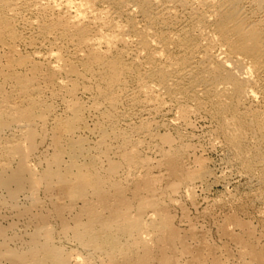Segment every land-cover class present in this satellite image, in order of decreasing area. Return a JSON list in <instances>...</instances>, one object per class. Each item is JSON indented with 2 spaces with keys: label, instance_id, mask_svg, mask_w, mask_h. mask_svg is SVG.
I'll use <instances>...</instances> for the list:
<instances>
[{
  "label": "rangeland",
  "instance_id": "rangeland-1",
  "mask_svg": "<svg viewBox=\"0 0 264 264\" xmlns=\"http://www.w3.org/2000/svg\"><path fill=\"white\" fill-rule=\"evenodd\" d=\"M23 6H22V8H24L25 10L22 8L19 9V14H18L19 17L17 16L16 20L14 19V21H15L14 27L15 26L17 27V28L15 27V30L18 29L19 34H21V35L26 34L25 36H28V34H30L29 36H31V38H33V40H34L36 38L35 33H34V31H35L34 28H36L38 26V21H40L42 23L44 21L47 22L46 20H49V19L51 20L53 17L57 16V13L52 12L51 10L50 11L52 13H49L50 12L49 10H45V12L44 11L41 12L42 14H44L41 16L40 11H36V10H38L36 8L37 6H32V8H31V6H30V8L28 6H26V7H23ZM26 8H29V9H26ZM30 9H32V11H30ZM24 11H27V12H24ZM23 13H24V15H23ZM36 13L38 15H40L41 17L40 16L38 17V15ZM47 13H49V14H47ZM46 14H47V16H46ZM53 14H54V16H53ZM25 16H27V17H25ZM21 18H23V19H21ZM19 19H20V21H18ZM29 19H31V20L29 21ZM32 19L34 21H32ZM42 19H43V21H42ZM22 20L26 24H24V22ZM28 22L30 25H31L30 22H33V23L31 26H29V24L27 25ZM35 24L37 25L36 27H35ZM29 28H30V30H29ZM32 34H34V36ZM45 39L44 38H36L35 39L36 41L34 40L33 45L28 43V42L27 43L18 42L15 44L16 46L18 45L15 48V50H17L19 52H16L14 50L15 45L13 46V48H11L12 45H9L6 43H5L6 44L5 45L4 43H2V41H0V45H1L0 47L3 46V49L0 48V54H1L0 56H2V57H0L1 66L4 65V68L5 67L7 68L8 66L13 64L12 66L13 67L16 66L15 70H17V72L19 74L22 75V71H23L24 74L22 76H29L28 70H27V68H25L26 66L23 65L20 61H18V59L20 57L22 58L24 56L26 58V57H29L31 55L32 58H34L35 57L33 55L34 51H38V50H39L38 52H39L40 56H42V57L44 55L47 56L48 52L50 51V49H49L51 47L50 44H52L53 46L55 45L56 47L54 46V48H56V49L59 46L58 48H61L63 50V52L65 50V54H67V55H70V53L72 52V48H70L68 45H67L68 47L65 46V44H68V43H65L64 41H62L60 39H58L59 42L57 41V39H54V37L53 38L47 37L46 41H45ZM52 39L54 42L52 41ZM38 40L39 41L41 40V41L39 42ZM49 42H50V44H49ZM63 42H64V44H63ZM42 43L45 45H43ZM59 43L60 44L62 43V44L60 45ZM53 46H52V48H53ZM60 46H62V47H60ZM42 50H43V54L41 53ZM45 50H47V51H45ZM66 50H68V51L66 52ZM32 51H33V54H32ZM44 53H47V54H44ZM3 55H6L5 56L6 59ZM31 56H30V59H32ZM13 57L15 59L18 58V59H16L18 62L15 59H13ZM11 58H12L13 62H12ZM126 58H128V59H126ZM126 58L125 59L127 61H129V57L127 56ZM7 59H10V60L7 61ZM38 59L41 60V61L38 60L39 62H41V64L44 62L46 65L51 63L50 61L53 60V59L50 60V59H44V58H38ZM14 60H15V62H14ZM46 60H47V62H46ZM79 60L78 59L76 60L74 58L73 61L75 64L78 63L77 68L78 69L80 68L79 71H81V69L83 67L82 66L83 61L80 60V61H82V63L76 62ZM126 60H123V61H126ZM6 63H9L10 65H6ZM17 63H18V65H17ZM20 64H22L23 66ZM45 64H43V65L45 66ZM144 66L136 68V71L138 70L139 72L138 71L136 72L135 69H132L133 72L131 70L129 72V74H128V72L125 73L126 75L124 74V77H126V78H128V76L131 77V75H130L131 73L133 75L131 78L130 77L128 78L129 80L126 78H123V80L126 79L125 82L127 84V87L129 86L130 89L127 87L124 88V89L127 88L125 91L128 93L126 94V92L124 90L120 89V87L119 88L116 87V86H118V84H117L115 86V89L118 88L116 90L118 95H117V101L115 100L114 102L109 101L111 99L104 98L100 94V89L103 87V84L105 82H104V80H102L101 75H99L100 71L98 69H95L96 71H94V70L91 71L90 72L91 74L88 73V74H85L83 76L81 75L82 77L80 75H71V77L74 79L73 80L69 77L70 75L68 76L65 73H57L55 75L57 76L58 79L53 78L56 76L55 75L52 76L53 74H51L49 71H47L46 68H44L43 71L35 77L34 82L36 81V85L34 86V88L32 90L36 91V92H32L30 90L31 94H30V92L27 94L23 93V91L21 92V89L18 88V84L16 83L15 80H13V82H12V80L10 81V79L9 80H3V78H1L0 81L3 82L2 86H5L4 89L1 86L2 90L0 88V96H1L0 97V106L2 105L0 107L1 110L2 109L5 110L4 109V106H5V108H7L6 109V111H7L9 109V107L14 106V105H16V107H18V108H20L22 106L21 107L22 110H28V109H31L32 102H33V104L35 103V107L37 106L35 108V110L38 109L39 110V111L37 110L38 113L45 111V110L46 111L48 110L47 111L48 113L45 114L46 119L45 120H42V119L37 120L33 125V128H35L34 129L35 134L37 136V138L35 136V138H36L35 147L36 148L30 154V156L27 157V160H28V163L31 164V166L35 170L37 168L36 172L39 171V173L42 174L49 167L55 166V164L53 163V159H54L55 154H57V152L58 153L62 152V157H61V161H60V164L62 166L59 165V167L63 168L64 170L68 169L66 167V165L68 167H70L73 164L72 159H71L72 142H74L76 139H78V141L82 140L84 147H85V150H89L92 153L89 151H86V153H88L87 156H89V154H90V156H89L90 158H88L85 154V155H83L84 157L80 156V159L79 158L76 159L77 160V163L75 164L76 169L74 166H73L74 168L72 167L71 175H74L75 172H78L77 168H79V167H84V166L88 167V165L91 166L90 164L91 163L93 164L95 162V160H94V158H95L97 163H96V165H94L95 164L94 163L92 165L93 167L92 166L91 167L92 168L96 167L95 169L98 171V173L100 171V174L101 173L103 174L102 176L106 179V181L108 180L107 181L108 189L110 188V186H111V188L109 190L106 188L107 192L109 194V203H107V205L109 204L108 205L109 207H108L104 202H102L100 196H98L95 192H93V191L89 192V194L86 198H78L77 196H74V194H73V188L71 189L72 185H69L71 187H69L67 185H63V184L59 183V181L56 179L54 180L53 185L50 188L48 187L47 182H43L42 184L40 183L41 185L38 184V186H32V185L28 184V185H26V188H24V190H21L19 192L20 194L19 193L17 194L18 196L16 195L17 197H15V196L13 197L12 194H10V191L8 189L0 186V229L3 228L2 230L3 231L5 230L3 232V234L0 233V250H1L0 251V254H1L0 255V264H21V263L22 264L23 263L24 264H46V263L47 264H55L54 256H53L52 252L49 251L48 249H39L35 252L34 255H29V256L25 257V259L22 262H21V260L20 261H18V260L13 261L9 257L2 255L3 253L7 254L8 250H13V251L15 250V251L19 252L20 254L24 253V255L29 254L31 252V250L36 249L37 245L39 246V245L44 244L43 241L46 240V238H44V237H46L44 232L50 233V236L53 239V240H51V238H50V240L52 243L54 242V244H55V245L53 244L54 246L58 247L60 250L65 251V253H67L69 256L71 255L69 258L70 262H68V264H82V263L83 264H100V263L103 264V260H106L108 258V254H109L108 251H110V250H106L105 248L101 249L98 245H97L98 246L97 247L95 242H93V243L92 242L89 243V241L84 242L76 234L83 233L85 231V229L90 227V226H88V225H90V223L94 224L95 228L98 225L97 229H95L96 233L103 234L102 230L100 229V226H99L100 222L97 221L98 219H93V218H96V216L99 215L100 211L102 213V215L100 213L101 216H108V215H110V212H112V210H114L113 206H115V208H118L119 206H121V200L122 199H120L119 196H116V192L114 191V189H112L114 187L113 184H115V183L117 184V182L119 185L123 186L125 196H126L125 200L128 199L132 203L134 202L132 204V208H134V207H136V208H134V209L131 208V210H130L131 215L136 214L138 210H135V209H138L137 207H139V203H140L141 199L144 198L145 196L147 198V195L144 194L145 193V191H144L145 189H143L144 185H141L140 188L136 185L137 180L141 181L143 179H144L143 181H148V180L152 181V185H153L152 191L154 192L157 204H159L161 206L162 210H160V211H162L163 213H165L169 217L170 222L168 224V227H169L171 233H173L174 235L172 234L173 244H172V248L168 251V253L170 256H172V258H174L175 264H264V178L261 176V175H263L261 173L264 170L263 169L264 168V162H263L264 160H261L263 163L261 161H260L261 163L260 162L254 163L253 167L250 168L248 166L247 162H245L244 159L240 158L236 149L227 140L226 135H225V130L221 127V124H219L220 123L219 120L217 118L213 117L212 113L214 112L213 110L215 109L214 108L215 106L212 104V102H211L210 98H208V96H207V99H205L206 97H203V96H206L205 94L202 93L199 96V92H198L197 97L192 96V99H191V97H185V98L181 97V99H182L181 100L180 98H178L177 94H175V93L172 94L173 96H171V94L165 93L163 95L164 98L162 100L164 104H162L158 101L156 102V100H154V99H147L144 96H141V94L138 93L137 85L139 87L140 84H138V83H141L139 81L143 80L142 78H144L146 76V73L150 68L149 64L144 65ZM146 66H148V67L146 68ZM142 68H145L148 70H144ZM19 69H20V71H19ZM140 69H141V72H140ZM25 70H26V72H25ZM45 73H47V76ZM137 73H139L140 76ZM141 73H142V75H141ZM64 74H65V76H64ZM143 74H144V77H143ZM41 75H43V76H41ZM49 75H50V78H49ZM88 75L90 78L87 77ZM95 76H99L102 81L100 79H98L99 77H95ZM75 77L77 78L76 82H75ZM45 78H48V79H45ZM95 78L97 80H95ZM61 79L64 80L63 82H65L67 84L63 83L61 81ZM92 79H94V80H92ZM130 79L132 80V83H134L133 85H132ZM134 79H135V81H134ZM52 80H56V81L59 80L58 81L59 84L56 81L54 82ZM69 80L70 81L73 80L74 82H70ZM80 80L82 83L80 82ZM86 80H87V82H85ZM5 81H7V82H5ZM93 81H95V82L97 81L96 82L97 84L96 83L94 84ZM127 81L128 82L130 81L131 84L130 83L128 84ZM8 82H10V83H8ZM38 82L39 83L41 82V84H39ZM77 82H78V85H77ZM88 82L90 84L87 85ZM5 83L7 85H5ZM79 83H80L81 87H80ZM63 84H65V85H63ZM92 84H94L93 85L94 88H93V86H91ZM16 85H17V87H15ZM38 85H40V86H38ZM41 86H42V88H40ZM64 86H65V88H64ZM87 86H90V87H87ZM60 87H62L63 89ZM37 88L40 90H38ZM76 88H78V89H76ZM36 89L39 92H37ZM97 89L99 90V92ZM131 89H132V91H131ZM71 90H74V92L76 94H74V92H69ZM91 91L93 94L90 93ZM129 92L131 94H129ZM176 92L178 93V90H176ZM36 93L38 95H36ZM71 93H72V95H71ZM95 93L98 94L96 97L94 96ZM65 94L67 96L66 99L64 98ZM137 94H138V96H137ZM139 94H140V97H139ZM24 95H26V96H24ZM27 95H29V96H27ZM31 95L34 99L31 97ZM73 95H75V96H73ZM125 95H127V97ZM135 95H136L137 100L133 99L135 97ZM71 96H73V97H71ZM98 96L99 97L102 96V98H98ZM130 96L133 97V98H131V100H130ZM2 97H3V99H2ZM27 97H29V98H27ZM94 97L96 99L95 101H94ZM198 97L202 98L204 101ZM5 98L7 101L5 100ZM31 98H32V100H31ZM40 98H41V100H40ZM70 98H71V100H70ZM118 98H119V100H118ZM120 98L122 99V102H120V100H121ZM141 98L143 99V101L141 100ZM177 98H178V100H181V101H178ZM124 99H126V100H124ZM127 99L129 100V102L127 101ZM173 99H174V101H173ZM197 99H198V102L196 101ZM2 100L5 103L2 102ZM35 100H36V102H35ZM133 100H134V106H133ZM144 100H146V101H144ZM186 100L189 104L186 103ZM259 100H260V98H258L256 101L253 102L255 108L253 106H252V108L257 109V110L259 109V111L261 113H264V109H263L264 108V100L263 99L260 101ZM39 101H40V103L42 102L44 104L41 103V105H42L41 106ZM101 101H103V102L105 101L104 102L105 104ZM148 101H150V102H148ZM9 102H11V103H9ZM68 102L70 103V105L68 104ZM117 102H119V103H117ZM130 102L132 104L131 106H130ZM182 102H183V105H182ZM199 102H200V104L202 103L204 105L201 104V106H200ZM256 102H257V104H256ZM3 103L6 104L8 107L6 105H4ZM36 103H38V104H36ZM108 103H110L109 104L110 107H109ZM156 103H159V104H156ZM66 104H68L69 106L68 105L65 106ZM74 104L81 106V119H83L84 121H81L82 125L81 124L79 125L82 128L79 129L78 128L79 126H78L77 127L78 129L76 128L75 132H72L71 134H67L66 132H64L63 129H61L59 127H62L60 125V124H62V122L65 123L68 119L70 120V117L73 114V112L70 111L71 108H69V107L73 106ZM80 104H83V105H80ZM161 104L166 109L164 107H162ZM179 104H181V106ZM198 104H199V106H198ZM210 104L213 105L214 107L211 106ZM255 104H256V106L257 105L258 106L256 107ZM91 105H93L92 108H89ZM152 105H153V107H152ZM176 105H179L178 109H177ZM245 105H247V104H245ZM245 105H243L241 108V110H243L242 112H244L246 109V108L243 109V107H245ZM251 105H253V104L248 103L249 107ZM38 106L40 107V109H42L41 111H40ZM82 106L87 108L88 110L85 108L83 109ZM96 106L100 110L97 109ZM105 106H107L106 110H105ZM189 106H191V107H189ZM210 106H211V108H210ZM42 107H44L45 110H43L44 108H42ZM46 107H48V109ZM122 107H124V108H122ZM129 107L131 110L128 109ZM182 107L188 108V113L185 116L182 115V112H181ZM200 107L202 109H200ZM49 108L51 110H49ZM68 108L70 110H68ZM95 108L99 111L95 110ZM107 108H108V110L109 109L110 110L108 111ZM114 108L116 110H113ZM118 108H120V110ZM158 108H160V109H158ZM192 108L194 109L193 111H192ZM261 108H262L263 112L260 110ZM92 109H94L95 111ZM144 109L145 110L147 109V110L144 112L143 111ZM210 109H211V111H210ZM1 110H0V112H3V110L2 111ZM66 110H68L69 112ZM85 110H87V111H85ZM118 110H119L121 115L119 114V112H117ZM148 110H149V112H148ZM159 110H161V111H159ZM83 111H85V113ZM114 111H116V112H114ZM123 111L129 112V114H127L128 117H126V113L124 114ZM49 112H50L51 117L49 115H47V114H49ZM151 112H153V113H151ZM53 113H55L57 120L55 119V116L53 115ZM67 113H68V116H67ZM70 113H72V114H70ZM117 114H119V115H117ZM101 115L104 116L105 119ZM57 116H59L60 119ZM113 116H114V118H113ZM115 116H117V117L115 118ZM120 116H122V117H120ZM49 117L52 120L47 119ZM61 118H63V120ZM64 119H65V122H64ZM102 119H104L105 121ZM112 119H114L115 122ZM229 119H231V117H229ZM53 120L55 122L57 121V123H55ZM60 120H62L61 123H60ZM106 120H107V122H106ZM110 120H112V121H110ZM118 120H119V122H118ZM147 121H148V123H147ZM40 122L41 123L44 122L42 124L43 126L41 125ZM99 122H100V124H99ZM108 122L110 125L108 124ZM113 122L117 123L116 127H115V124H113ZM143 122H144V124H143ZM14 123H12L11 125H6L7 128L4 126V129L2 128V130L0 127V170H2V169H3L2 171L7 170V172H11L12 170L16 169L20 160H21V155L19 154V152H17V150L15 151L14 149L13 150L11 149V148H13L12 146H14L15 140H16L15 145H17L18 143H20L23 140V138H21L23 130L21 129V127L18 126L17 122H14ZM132 125H133V127H132ZM146 128H147V131H146ZM20 129L22 132L20 131ZM104 129L108 132H106ZM101 130H103V131H101ZM115 130H116V132H115ZM103 132L106 133L107 135L105 136V134ZM112 135H114V136H112ZM250 135H252V136H250ZM68 136L70 137L71 140L68 139L69 138ZM253 136L254 135L251 133L247 135L248 145H246V147H244V151H243L244 153H246V155L248 154L247 156L250 157L251 160H252V156H254V154L257 151V148L255 147L256 148V150H255V148L252 146V143L250 144V141L253 140ZM122 137H125V138H122ZM66 138L70 141H68ZM74 138H75V140H74ZM101 138H102V140H101ZM17 141H19V142L17 143ZM75 142H77V141H75ZM124 142H125V144H124ZM135 143H136V145H135ZM106 146L109 148H107ZM132 146H135L136 148L132 147ZM124 148H126L125 149L126 151H130L132 148H133V150L135 149L134 150L136 152V155H135L136 158L134 160L135 162L134 161L128 162L127 160L123 159L124 158L123 154L125 151ZM260 148H261V150L262 149L264 150V145L261 146ZM119 149H121V150H119ZM100 150H103V152ZM263 150H262V153H264ZM118 151H119V153H118ZM122 151H123V153H122ZM109 152H111V153H109ZM106 154H107V156H106ZM119 154H121L122 157ZM93 155H95L97 157H95ZM102 156H103V158H102ZM92 157H93L94 162L91 159ZM109 157L111 158V160H109L110 159ZM138 157H139V159H138ZM165 157H167V158H165ZM171 157H175L176 161L178 162L176 171L173 170V168L169 162V158H171ZM99 160H101V161H99ZM114 160H116V161L113 162ZM136 161H138V162H136ZM81 162H83V163H81ZM51 163H53V164H51ZM84 163H85V165H83ZM112 163H119V165L121 164V166L118 167V169L114 172V174L110 172V166L108 167V165H110ZM81 164H82V166H81ZM127 164H128V166H127ZM64 166L66 168H64ZM97 166H98V168H97ZM99 166L102 167L101 170L103 172H101V170L99 169L100 168ZM132 172L134 175L132 174ZM39 173H38V175H40ZM153 180H154V182H153ZM44 183H47V184H44ZM57 183H59L60 185ZM65 186H66V188H65ZM33 187H35V188H33ZM47 188L52 189V190H49ZM144 188H145V186H144ZM142 189H143V195L139 197L138 191L140 192V190H142ZM131 192H132V194H131ZM68 193L71 196H69ZM10 196H12V197H10ZM69 198L72 199L73 201L72 200L70 201ZM138 198H139V200H138ZM99 201H100V203H99ZM117 201H119V202H117ZM68 202H70V203H68ZM114 202L115 203L117 202V203L114 204ZM71 205L73 207H71ZM55 206H56V208H55ZM103 207L105 210H103ZM71 208H73V209H71ZM57 209H59V210H57ZM101 209L104 212H102ZM151 209L152 208H150V209L148 208L147 209L148 213L147 212L144 213V215H146V216H144L145 221H148L151 216H154L156 214L155 210L154 209L151 210ZM55 210L57 212H55ZM107 210H109V211L107 212ZM51 211H54V214ZM32 212H33V214H32ZM41 212L44 214L42 215ZM96 212L98 213V215H95V214H97ZM36 213H37V217H36ZM151 213H152V215H151ZM32 215H33V217H32ZM56 215H60L61 217L62 216L63 217L61 219V217H59V216L57 217ZM35 217L37 220L35 219ZM41 217H42V219H41ZM43 217H45V218H43ZM75 219H76V221H75ZM33 220H35V221H33ZM41 220H43V221H41ZM79 222H81V223H79ZM93 222H96L97 224L93 223ZM46 224L48 226L45 228ZM37 225H38L39 229H38ZM40 229H41V231H40ZM149 231L150 232L147 231V233L142 234V236L137 235V237H136L134 235L128 239L124 235L121 236V234L120 235L117 234L115 237L117 239L120 238L118 242H119V245L121 244L123 246V248H126L128 245L131 246L130 244L133 243L135 238H136L135 241L138 240L140 242V241H143L145 237H146L145 239H148V237H149L152 239V244H155V243L157 244L156 239L157 240L159 239V241H160L159 235L156 232H154L153 230H149ZM34 236H35V238H34ZM143 236H144V238H143ZM123 237L127 240V243H125L126 246L124 245L125 239H123ZM34 240L37 242H34ZM120 240H121V242H120ZM129 242H131V243H129ZM83 244H85V245L88 244V245L85 246ZM33 245H34V247H33ZM121 245H120V247H122ZM40 247H42V246H40ZM139 249L140 248H138L136 246L132 248V250H135L133 255L134 256L136 255V257H135L136 259L138 257L137 255H138ZM42 250H43L44 254L42 253ZM95 250L97 252H95ZM104 250H106V252ZM99 251L100 252L102 251L103 253L102 252L100 253ZM104 252L106 253L105 256H104ZM107 252H108V254H107ZM160 252H161L160 249H158V248L155 249V251H154L155 254L153 253V256H152V257H154V258H152L153 264H159V258H157V257H158V254L159 255L161 254ZM97 253H98V255H97ZM134 256H133V258H134ZM155 256H156V258H155ZM71 257H73V258H71ZM73 259H75V260L73 261ZM118 263L123 264L125 262L122 258H118L117 261L115 260V264H118ZM133 264H135V263H133Z\"/></svg>",
  "mask_w": 264,
  "mask_h": 264
},
{
  "label": "bare ground",
  "instance_id": "bare-ground-1",
  "mask_svg": "<svg viewBox=\"0 0 264 264\" xmlns=\"http://www.w3.org/2000/svg\"><path fill=\"white\" fill-rule=\"evenodd\" d=\"M22 6L23 7L28 6L29 8H30V6H31V8H32V6H37L36 8L38 10H36V11H40V13L42 11L45 12V10H49V11L51 10L52 12H56L57 16L53 17L51 20L50 19L46 20L47 22L44 21L43 23L38 21V26L35 24V27L37 26L36 28H34L35 29V31H34L35 36H36V38H44V39L45 38L47 39V37H50V38L54 37V39H57V41H58V39H60V40L64 41L65 43H68V44H65V46L68 45L70 48H72V52L70 51L72 54L71 53H70V55L65 54V50L63 52V50L61 48H58L59 46L56 49V48H54L55 45L53 46L49 42L51 47L50 48L48 46L47 47L50 49V51L48 52V54L44 53V54H47V56H45V55L43 57L40 56L39 52H38L39 50H38V51H34V54L32 51V54L35 56L34 58H32V56L30 55L32 59H30L29 55H28L29 57H26V58L24 56L22 58L20 57L19 59L16 58L23 65L26 66V67L25 66L24 67L27 68L29 76H22L24 74L23 71H22V75L19 74L17 72V70H15L16 66L13 67L12 66L13 64L10 65L9 64L10 62H9V63H6V65H10L7 68L6 67L4 68V65H2L3 66L2 67L0 64V80H1V78H3V80H9L10 79V81L12 80V82H13V80H15L16 83L18 84V88L21 89V92L23 91V93L27 94L30 92V90L32 92H36V91L32 90L34 88V86L36 85V81L34 82V79L39 73H41L43 71L44 68H46L47 71H49L51 74H53L52 76H54L57 73H65L68 76L70 75L69 77L71 79H73L71 77V75H80V76L82 75L83 76L85 74L90 73L93 70L96 71L95 69H98L100 71V73L98 72L99 75H101L102 80H104V82H105V83L103 82L105 85L103 84V87L100 89V94L104 98L111 99L109 101L114 102L115 100L117 101L118 93L116 92V90L119 87H120V89H122L124 91L127 88H129V86L127 87L125 80L128 79L130 76H128V78H126V77H124V74L127 72L129 74V72L132 69H135V71H136V68H139L141 66L149 64L150 65L149 70L142 68L144 70H148L145 77L143 74V77H144V78H142L143 80L140 79L141 81H139L137 79L139 82H141V83H138V84H140L139 87L137 85L138 93H140L141 96H144L147 99H154V100H156V102L158 101V102L164 104L162 100L164 98L163 95L165 93L171 94V96H173L172 94L175 93V94H177L178 98H180V99H181V97H184V98L185 97H191V99H192V96L193 97L198 96L197 95L198 92H199V96L202 93L205 94L206 96H203V97H206L205 99H207V96H208V98H210L212 104L215 106L214 107L213 105L210 104L211 106H213L215 108L213 110L214 112L212 113L213 117H215L219 120V122H220L219 124H221V127L225 130V135H226L227 140L236 149L240 158L244 159V161L247 162V164L250 168L253 167L254 163L260 162L261 160H264V153H262L263 149L261 150V148H260L261 146L264 145V113H261L259 111V109L257 110V109L252 108V106L254 107L253 102L256 101L258 98H260V100H262V99L264 100V0H0V41H2V43H4V44L6 43L9 45H12L11 48H13V46L18 42H25V43L28 42V43L33 45L34 40L36 39L34 37L35 39L33 40V38H31V36H29L30 34H28V36H25L26 34L21 35V34H19L18 29L15 30L16 26L14 27V22H15L14 19L16 20V17L17 16L19 17V15H18L19 9L22 8ZM29 8H26V9H29ZM22 9H24V8H22ZM27 11H24V12H27ZM30 11H32V9H30ZM51 11L49 13H52ZM49 13H47V14H49ZM47 14H46V16H47ZM23 15H24V13H23ZM40 15L42 16L44 14L41 13ZM40 15H38V17ZM53 16H54V14H53ZM25 17H27V16H25ZM21 19H23V18H21ZM30 20L31 19H29V21ZM18 21H20V19ZM32 21H34V20L32 19ZM42 21H43V19H42ZM30 23L32 25L33 22H30ZM24 24H26V23L24 22ZM28 24H29V22L27 23V25ZM31 25L29 24V26H31ZM29 30H30V28H29ZM32 35L34 36V34H32ZM46 39H45V41H46ZM52 41H53V39H52ZM64 42H63V44H64ZM43 45H45V44H43ZM17 46L15 45L14 50ZM52 46H53V48H52ZM60 47H62V46H60ZM0 48L3 49V46ZM15 51L19 52L17 50H15ZM45 51H47V50H45ZM67 51L68 50H66V52ZM41 53L43 54V50ZM3 56L5 57L6 55H3ZM125 56L129 57V61L126 60L128 58H126ZM0 57H2V56H0ZM14 57H13V59H15ZM38 58H44V59H50V60L53 59L54 61L51 60L50 61L51 63L46 65L44 62L41 64V62H39L41 60ZM74 58L76 60L80 59L83 61V65L81 64L82 61H80V60L76 61V62H81L80 64L83 66L81 71H79L80 68L79 69L77 68L78 63H76L77 65L74 63V61H73ZM5 59H6V57H5ZM8 60H10V59H7V61ZM11 60H12V58H11ZM15 60H14V62H15ZM123 60H126L127 62L123 61ZM12 62H13V60H12ZM46 62H47V60H46ZM22 64H20V65H22ZM43 64H45L46 67ZM17 65H18V63H17ZM147 67L148 66H146V68ZM19 71H20V69H19ZM25 72H26V70H25ZM132 72H133V70H132ZM140 72H141V69H140ZM45 74L47 76V73H45ZM65 74H64V76H65ZM137 74L139 75V73H137ZM130 75H131V77L133 76L132 73ZM141 75H142V73H141ZM41 76H43V75H41ZM87 77H89V75ZM95 77H99V76H95ZM49 78H50V75H49ZM53 78H57V76L53 77ZM123 78H126V79L123 80ZM45 79H48V78H45ZM62 79H61V81L63 82L64 80H62ZM76 79L77 78L75 77V82L77 81ZM98 79H100V77ZM73 80L72 81L69 80V81L74 82ZM92 80H94V79H92ZM95 80H97V79L95 78ZM52 81L55 82L56 80H52ZM58 81H56V82L58 83ZM134 81H135V79H134ZM5 82H7V81H5ZM78 82H77V85H78ZM80 82H81V80H80ZM85 82H87V80ZM93 82L95 84L97 81L96 82L93 81ZM2 83L3 82L0 81L1 90H2V87H3V89L5 87V86H2ZM8 83H10V82H8ZM63 83H65V82H63ZM129 83H130V81L128 82V84ZM131 83H132V80H131ZM39 84H41V82ZM65 84H67V83H65ZM65 84H63V85H65ZM88 84H90V83L88 82L87 85ZM94 84H92L91 86H93ZM117 84H118V86H116ZM133 84L134 83H132V85ZM5 85H7V84L5 83ZM79 85H80V83H79ZM38 86H40V85H38ZM115 86L118 88L115 89ZM15 87H17V85ZM80 87H81V85H80ZM87 87H90V86H87ZM125 87H127V88L124 89ZM40 88H42V86ZM60 88H62V87H60ZM64 88H65V86H64ZM93 88H94V86H93ZM76 89H78V88H76ZM38 90H40V89H38ZM38 90H37V92H39ZM176 90H178V93L176 92ZM131 91H132V89H131ZM69 92H74V90H71ZM98 92H99V90H98ZM90 93H92V91ZM127 93L128 92H126V94ZM30 94H31V92H30ZM74 94H76V93L74 92ZM129 94H131V93L129 92ZM140 94H139V97H140ZM36 95H38V94L36 93ZM71 95H72V93H71ZM97 95L98 94L95 93L94 96L96 97ZM24 96H26V95H24ZM27 96H29V95H27ZM73 96H75V95H73ZM73 96H71V97H73ZM102 96L101 97L98 96V98H102ZM125 96L127 97V95H125ZM137 96H138V94H137ZM31 97H32V95H31ZM66 97L67 96L65 94L64 98L66 99ZM95 97H94V101L96 100ZM27 98H29V97H27ZM32 98H31V100H32ZM131 98H133V97L130 96V100H131ZM178 98H177V100H178ZM198 98H200V97H198ZM2 99H3V97H2ZM133 99H136V95ZM200 99L203 100L202 98H200ZM5 100H6V98H5ZM40 100H41V98H40ZM70 100H71V98H70ZM118 100H119V98H118ZM124 100H126V99H124ZM141 100L143 101L142 98H141ZM181 100H178V101H181ZM127 101L129 102L128 99H127ZM144 101H146V100H144ZM173 101H174V99H173ZM196 101L198 102V99ZM2 102H4V101L2 100ZM35 102H36V100H35ZM101 102H103V101H101ZM120 102H122V99L120 100ZM148 102H150V101H148ZM183 102H182V105H183ZM9 103H11V102H9ZM39 103H40V101H39ZM41 103H40V105H41ZM117 103H119V102H117ZM186 103H188L187 100H186ZM248 103L253 104V105H251L249 107ZM36 104H38V103H36ZM42 104H44V103H42ZM68 104L70 105L69 102H68ZM68 104H66L65 106H67ZM109 104L110 103H108V105ZM156 104H159V103H156ZM162 104H161V106H162ZM199 104H200V102H199ZM199 104H198V106H199ZM201 104H200V106H201ZM245 104H247V105H245ZM256 104H257V102H256ZM256 104H255V106H256ZM4 105H6V104H4ZM80 105H83V104H80ZM131 105L132 104L130 102V106ZM179 105L181 106V104H179ZM179 105H176L177 109L179 108L178 107ZM202 105H204V104H202ZM243 105H245V107H243V109L246 108L244 112H242L243 110H241ZM31 106H30L31 109L22 110L21 109L22 106L21 107L19 106L20 108H18V107H16V105H14V106L9 107V109L7 111H6L7 108H5V106H4L5 110L2 109L3 112H0L1 130H2V128L4 129V126L6 127V125H11L14 122H17L18 126L21 127V129L23 130L22 135L20 134L21 138H23V140L21 141L20 140L21 138L19 137L20 138L19 140L21 142L18 143L19 141H17L18 144L15 145V141H16L15 140L14 146H12L13 148L10 147L12 150L14 149L15 151L17 150V152H19V154L21 155V160H20L17 168L12 170L11 172H7V170L2 171L3 169L0 170V186L8 189L10 191V194H12L13 197L14 196L17 197L18 196L17 194L21 190H24V188H26V185H28V184H30L32 186H38V184H40V183L42 184L43 182H47L48 187L50 188L53 185L54 180L56 179L59 181V183H61L63 185H67V186L72 185V187L71 186H69V187H71V189L73 188L74 196H77L78 198H86L88 196L89 192L93 191L98 196H100L102 202H104L107 205V203H109V194L107 192V189H108L107 181L108 180L106 181V179L102 176L103 174L102 173L100 174V171L98 173V171L95 169L96 167L92 168L93 167L92 165L94 163H95L94 165H96V163H97L95 158H94L95 162L93 161V157L91 158L92 161L94 162L93 164L92 163L90 164L92 167L89 165H88V167H86V166L79 167V168H77L78 172H75L74 175H71V169L73 166L75 167V164L77 163L76 159H78V158L80 159V156L82 157L85 154L87 156L88 153H86V151H89V150H85V147H84L82 140L81 141L80 140L78 141V139L75 140V138H76L75 137L74 140L77 142H75V141L72 142L71 159H72L73 164L70 167H68L66 165V167L68 169L64 170L63 168L59 167V165L62 166L60 164L62 152L61 153L57 152V154H55L54 159H53V163L55 164V166L49 167L42 174H40L39 171H37L40 175H38V173L36 172L37 168L35 170L31 166V164L28 163L27 157L30 156V154L36 148L35 142H36L37 136L35 134V130H34L35 128H33V125L37 120H41V119L45 120L46 119L45 114L48 113L47 112L48 110L46 111L44 107H42V108H44L43 110H45V111L38 113L37 112L38 109L35 110V108L37 106L35 107V103L33 104V102H32ZM92 106L93 105H91L89 108H92ZM133 106H134V100H133ZM211 106H210V108H211ZM48 107H46V108L48 109ZM106 107L107 106H105V110H106ZM109 107H110V105H109ZM124 107H122V108H124ZM152 107H153V105H152ZM162 107H164V106H162ZM189 107H191V106H189ZM69 108H71V110ZM69 108H68V110L73 112L74 115L72 113H70L73 115V116L71 115V117L69 116L70 120L67 118L68 120L65 122V119H64L65 123L62 122V124H60L62 127H59L61 129H63L64 132H66L67 134H71L72 132H75L76 128L81 124V121H84L83 119H81V106L74 104L73 106H71ZM84 108L85 107H83V109ZM96 108H97V106H96ZM96 108H95V110L99 109V108H97V109ZM39 109H40V107H39ZM85 109H87V108H85ZM118 109L120 110V108H118ZM128 109H130V107ZM158 109H160V108H158ZM200 109H202V108L200 107ZM41 110L42 109H40V111ZM49 110H51V109L49 108ZM68 110H66V111H68ZM87 110H85V111H87ZM92 110H94V109H92ZM99 110H97V111H99ZM107 110H108V108H107ZM113 110H116V109L114 108ZM119 110L117 112H119ZM146 110L144 109L143 111L145 112ZM193 110L194 109L192 108V111ZM260 110L262 111V108ZM85 111H83V112L85 113ZM159 111H161V110H159ZM210 111H211V109H210ZM114 112H116V111H114ZM127 112L123 111L124 114L126 113V117H128L127 114H129V112L128 113ZM148 112H149V110H148ZM181 112H182L183 116L187 115L188 108L182 107ZM151 113H153V112H151ZM119 114H120V112H119ZM119 114H117V115H119ZM47 115L50 116V112ZM53 115L55 116V113H53ZM59 116H57V117H59ZM67 116H68V113H67ZM50 117L47 119H51ZM102 117L104 118V116H102ZM116 117L117 116H115V118ZM120 117H122V116H120ZM229 117H231V119H229ZM113 118H114V116H113ZM55 119H56V116H55ZM59 119H60V117H59ZM61 119L63 120V118H61ZM104 119H102V120H104ZM62 120H60V123ZM112 120L115 122L114 119H112ZM112 120H110V121H112ZM106 122H107V120H106ZM114 122H113V124H115V127H116L117 123H114ZM118 122H119V120H118ZM43 123H41V125ZM55 123H57V121ZM147 123H148V121H147ZM99 124H100V122H99ZM108 124H109V122H108ZM143 124H144V122H143ZM132 127H133V125H132ZM78 128L80 129L82 127L79 126ZM21 129H20V131H21ZM101 131H103V130H101ZM146 131H147V128H146ZM106 132H108V131H106ZM115 132H116V130H115ZM250 133L254 135L253 140H251V139H250L251 141L249 140L250 144L252 143V146L254 148L255 147L257 148L256 153L254 154V156H252V160L250 157L247 156L248 154L246 155V153L243 152L244 147H246V145H248L247 135ZM104 134H105V136L107 135L106 133H104ZM35 136H36V138H35ZM112 136H114V135H112ZM250 136H252V135H250ZM122 138H125V137H122ZM68 139H70V137ZM70 140H68V141H70ZM101 140H102V138H101ZM124 144H125V142H124ZM135 145H136V143H135ZM132 147H135V146H132ZM107 148H109V147H107ZM256 148H255V150H256ZM125 149L126 148H124V150ZM119 150H121V149H119ZM134 150H133V148L130 151L125 150L124 154H123V157H124L123 159L127 160L128 162L134 161L136 158V156H135L136 152ZM100 151L103 152V150H100ZM89 152H91V151H89ZM109 153H111V152H109ZM118 153H119V151H118ZM122 153H123V151H122ZM121 154H119V155L121 156ZM89 156H90V154H89ZM89 156H87V157L90 158ZM93 156H95V155H93ZM106 156H107V154H106ZM95 157H97V156H95ZM102 158H103V156H102ZM165 158H167V157H165ZM138 159H139V157H138ZM109 160H111V158ZM99 161H101V160H99ZM115 161L116 160H114L113 162H115ZM136 162H138V161H136ZM169 162H170L173 170L176 171L177 170V163H178L176 161V158L175 157L169 158ZM53 163H51V164H53ZM81 163H83V162H81ZM83 165H85V163ZM81 166H82V164H81ZM109 166H110V172L114 174V172L118 169L119 166H121V164L119 165V163H112V164L108 165V167ZM127 166H128V164H127ZM66 167L64 166V168H66ZM97 168H98V166H97ZM75 169H76V167H75ZM99 169L101 170L102 167H100ZM101 172H103V171L101 170ZM132 174H133V172H132ZM261 174H263L261 176L264 178V170ZM143 180H141V181L137 180L136 185L139 188L141 185L145 186V188L143 186V189H145L144 194L147 195V198L145 196L144 198L141 199V201L139 203V207H137L138 209H135V210H138L136 214L131 215L130 210H131L132 204L134 202L132 203L128 199L125 200L126 196H125L123 186L119 185L117 182V184L116 183L113 184L114 187L112 189H114V191L116 192V196H119L120 199H122L121 200V206H119L118 208H115V206H113L114 210H112V212H110V215H108V216H101L102 215L101 211H100L101 215H100V213L98 215V213L96 212L97 214H95V215H98V216H96V218H93V219H98L97 221L100 222L99 226H100V229L102 230L103 234L96 233L95 229H97L98 225L95 228V225L91 224V223H90V225H88L90 227L85 229V231L83 233H81V234L78 232H77L78 234L75 233L84 242H88V241H89V243L95 242L96 246L98 245L101 249L105 248L106 250H110V251H108L109 254L107 252L108 258L106 260H103V264H115V260L117 261L118 258H122L124 260L125 263H123V264H133V263H135V264H153L152 258H154V257H152V256H153V253H154L156 248L160 249V251H161L160 252L161 254L160 255L158 254V257H157V258H159V264H175L174 258H172V256H170L168 253V251L172 248V244H173V238H172L173 233H171V231L168 227V224L170 222L169 217L165 213L160 211V210H162L161 206L159 204H157L154 192L152 191V186H153L152 181H149V180L143 181ZM153 182H154V180H153ZM47 183H44V184H47ZM59 183H57V184H59ZM33 188H35V187H33ZM49 188H47V189H49ZM65 188H66V186H65ZM110 188H111V186H110ZM143 189L140 190V192L138 191L139 197L143 195ZM49 190H52V189H49ZM131 194H132V192H131ZM68 195H69V193H68ZM12 196H10V197H12ZM69 196H71V195H69ZM69 200L71 201L72 199L69 198ZM138 200H139V198H138ZM117 202H119V201H117ZM68 203H70V202H68ZM99 203H100V201H99ZM116 203L114 202V204H116ZM71 207H73V206L71 205ZM55 208H56V206H55ZM134 208H136V207H134ZM134 208H132V209H134ZM148 208L154 209L156 214L154 216H151V217L149 216L150 219L148 218L149 220L145 221L144 216H146V215H144V213L147 212ZM71 209H73V208H71ZM57 210H59V209H57ZM103 210H105L104 207H103ZM103 210H102V212H104ZM108 211L109 210H107V212ZM51 212H53V214H54V211H51ZM55 212H57V211L55 210ZM32 214H33V212H32ZM43 214L44 213H42V215ZM151 215H152V213H151ZM56 216L61 217L60 215H56ZM32 217H33V215H32ZM36 217H37V213H36ZM36 217H35V219H36ZM62 217H61V219H62ZM43 218H45V217H43ZM41 219H42V217H41ZM33 221H35V220H33ZM41 221H43V220H41ZM75 221H76V219H75ZM96 222H93V223H96ZM79 223H81V222H79ZM47 226L48 225L46 224L45 228ZM37 227H38V225H37ZM2 229H0V233L3 234V232L5 230L3 231ZM38 229H39V227H38ZM149 230H153L154 232H156L159 235L160 241H159V239L158 240L156 239V242H157V244L155 243L156 245L152 244L151 238H149L147 236L148 239H145L146 237L144 238V236H143V238H144L143 241H140V242L138 240L135 241L136 240V238H135L133 243L130 244L131 246L128 245L126 248H123V246L121 244L120 245L122 247H120L119 242H118L120 238L117 239L115 237L117 234H119V235L121 234V236L124 235L128 239L134 235L136 237H137V235L142 236V234L147 233V231L150 232ZM40 231H41V229H40ZM44 234L46 236V237H44V238H46V240L43 241L44 244L39 245V246L37 245L36 249L31 250V252L29 254L24 255V253L20 254L19 252L15 251V250L14 251L8 250L7 254L3 253L2 255L9 257L13 261H17V260L20 261L21 260V262H22L25 259V257H27L29 255H34L37 250L48 249L49 251L52 252V254L54 256L55 264H68V262H70L69 258L71 255L69 256L67 253H65V251L60 250L58 247L54 246L55 244H54V242L53 243L51 242V240H53V239L51 238L49 232H46V233L44 232ZM35 236H34V238H35ZM50 238H51V240H50ZM123 239H125V238L123 237ZM121 240H120V242H121ZM37 241L34 240V242H37ZM125 241H124V245H125V243H127L126 239H125ZM129 243H131V242H129ZM83 245H85V244H83ZM87 245H85V246H87ZM40 246H42V247H40ZM135 246L140 248L138 250L137 259L135 258L136 255L135 256L133 255L135 250H132V248ZM33 247H34V245H33ZM96 250H95V252H97ZM106 250H104V251L106 252ZM105 252H104V256L106 254ZM42 253H43V250H42ZM98 253H97V255H98ZM133 256H134V258H133ZM71 258H73V257H71ZM155 258H156V256H155ZM74 260L75 259H73V261Z\"/></svg>",
  "mask_w": 264,
  "mask_h": 264
}]
</instances>
